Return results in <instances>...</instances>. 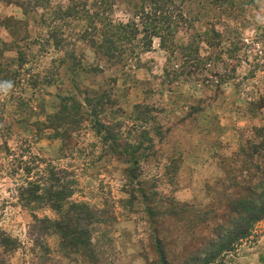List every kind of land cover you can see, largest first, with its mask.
<instances>
[{
    "label": "rangeland",
    "instance_id": "rangeland-1",
    "mask_svg": "<svg viewBox=\"0 0 264 264\" xmlns=\"http://www.w3.org/2000/svg\"><path fill=\"white\" fill-rule=\"evenodd\" d=\"M185 1L168 15L165 0H0V84L12 85L0 91V231L19 243L10 264H79L33 228L71 204L105 221L94 239L108 264L156 258L153 229L180 256L264 187V0ZM29 182L36 204L21 195ZM220 257L264 264V218Z\"/></svg>",
    "mask_w": 264,
    "mask_h": 264
},
{
    "label": "trees",
    "instance_id": "trees-1",
    "mask_svg": "<svg viewBox=\"0 0 264 264\" xmlns=\"http://www.w3.org/2000/svg\"><path fill=\"white\" fill-rule=\"evenodd\" d=\"M171 1L165 0V5L160 8V10L163 9L164 12H167L168 15L170 11L167 6L171 4ZM185 2V0H182L183 4ZM168 15L162 17V20H168L169 18L166 19ZM118 30L119 32H125L120 28ZM117 40L124 41V38L120 37ZM105 50L115 53V49L111 48V44L107 45ZM260 144L263 146L264 142ZM27 184V188L21 190V195L27 196L28 204H36L40 199L39 195H37L38 187L31 182ZM59 198V192H47L45 201L49 199L51 201V203H48L49 207L57 212L61 211V205L58 203ZM141 198L142 201L146 200L143 194ZM131 199L135 200V197ZM52 201L55 202L53 203ZM178 209L181 213H183V210H188L186 205H180ZM155 210L146 207L145 212L153 217L152 212ZM230 211L233 215L232 221L228 222L227 225H217L212 231L213 235L206 239L204 243L189 252H183L180 256L172 255L170 257L162 239L157 231L153 229V233H155L153 244L157 255L156 258L146 264H224L220 261V256L233 251L241 241L250 236L253 225L264 218V187L259 193L253 194L250 198L245 197L234 201L230 206ZM165 214L171 217L179 215L174 213V210L160 213L163 216ZM98 220L87 205L71 204L65 211H61L60 217L55 222L36 218L33 228H37L40 234L44 236L56 235L60 240L59 245L65 256H73L72 261L75 263L108 264L102 258L103 255L100 252L98 241L94 239V234L98 233L102 223L105 222ZM38 223L39 225L37 226ZM104 224L106 225L107 223ZM18 246L17 240L0 231V264H10V257L18 249Z\"/></svg>",
    "mask_w": 264,
    "mask_h": 264
},
{
    "label": "clouds",
    "instance_id": "clouds-1",
    "mask_svg": "<svg viewBox=\"0 0 264 264\" xmlns=\"http://www.w3.org/2000/svg\"><path fill=\"white\" fill-rule=\"evenodd\" d=\"M12 87L10 82H5L3 84H0V91H3L5 94H7V91Z\"/></svg>",
    "mask_w": 264,
    "mask_h": 264
}]
</instances>
